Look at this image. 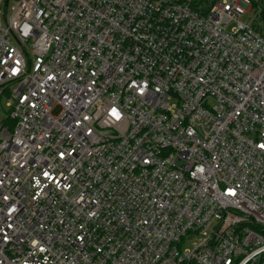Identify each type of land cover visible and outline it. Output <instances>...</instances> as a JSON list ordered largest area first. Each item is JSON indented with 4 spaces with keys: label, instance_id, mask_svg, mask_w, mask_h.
<instances>
[{
    "label": "built area",
    "instance_id": "1",
    "mask_svg": "<svg viewBox=\"0 0 264 264\" xmlns=\"http://www.w3.org/2000/svg\"><path fill=\"white\" fill-rule=\"evenodd\" d=\"M9 1L0 264H264L252 0Z\"/></svg>",
    "mask_w": 264,
    "mask_h": 264
},
{
    "label": "trees",
    "instance_id": "2",
    "mask_svg": "<svg viewBox=\"0 0 264 264\" xmlns=\"http://www.w3.org/2000/svg\"><path fill=\"white\" fill-rule=\"evenodd\" d=\"M252 3L259 8V18L264 21V0H252Z\"/></svg>",
    "mask_w": 264,
    "mask_h": 264
},
{
    "label": "rangeland",
    "instance_id": "3",
    "mask_svg": "<svg viewBox=\"0 0 264 264\" xmlns=\"http://www.w3.org/2000/svg\"><path fill=\"white\" fill-rule=\"evenodd\" d=\"M9 3H11V0L9 1ZM246 16H247V14L244 15V17L242 19L245 20L246 19ZM1 113L2 112H0V115H1ZM194 241H195L194 236H190L187 241L183 240L180 243V245H179L180 246V249H182V248H189L191 246V243L194 242Z\"/></svg>",
    "mask_w": 264,
    "mask_h": 264
}]
</instances>
